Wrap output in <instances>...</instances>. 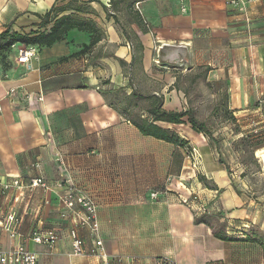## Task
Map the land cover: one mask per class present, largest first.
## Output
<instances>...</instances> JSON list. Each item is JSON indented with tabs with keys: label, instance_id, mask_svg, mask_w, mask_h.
Listing matches in <instances>:
<instances>
[{
	"label": "crops",
	"instance_id": "1",
	"mask_svg": "<svg viewBox=\"0 0 264 264\" xmlns=\"http://www.w3.org/2000/svg\"><path fill=\"white\" fill-rule=\"evenodd\" d=\"M77 1L103 33L90 52L73 56L90 39L72 30L50 48L29 47V68L17 62L21 45L0 63V250L23 245L37 264H98L71 253L74 222L61 202L71 193L94 203L109 264H264L263 164L257 178L228 172L189 125L154 123L198 150L192 169L186 148L143 136L133 123L151 121L154 97L162 110L191 109L205 125L196 112L234 118L242 134L262 131L264 0L244 11L232 3L239 0H137L119 12L109 0ZM67 4L0 0V34L34 32L38 16ZM191 87L207 91L208 108L188 105ZM37 179L45 187L31 186ZM8 215L17 220L14 238ZM48 231L58 236L51 247L32 241ZM76 231L89 254L93 237Z\"/></svg>",
	"mask_w": 264,
	"mask_h": 264
},
{
	"label": "trees",
	"instance_id": "2",
	"mask_svg": "<svg viewBox=\"0 0 264 264\" xmlns=\"http://www.w3.org/2000/svg\"><path fill=\"white\" fill-rule=\"evenodd\" d=\"M61 2L68 1L67 6L62 7H52L43 16H38L39 23L35 25L37 30L27 34L11 33L8 29L0 34V63L6 66V60L8 53L11 51L12 46L21 45L24 47H34L38 50L50 48L54 44L61 42L65 39L68 32L76 30L82 33H86L89 36L88 45L84 46L80 52L73 56H83L90 52V50L95 47L103 38V33L101 30L91 21L82 18L81 12L86 10V8H81L78 6L77 0H58ZM96 2V0H90L88 3ZM110 8L115 12H119L123 8H130L134 5L137 0H109ZM67 8V10H66ZM68 11V15H62L64 12ZM140 17L137 15L133 18V21L138 23ZM71 56V57H73ZM69 58V57H68ZM68 58H64L63 61ZM150 102V107L148 108V115L151 117V121L139 120V118L133 121L134 126L137 130L147 137L154 138L156 140L163 141L174 147L186 148L189 152L191 147H188V143L182 140L178 135L171 131H164L154 125L156 122H164L168 124L180 125L187 124L190 126L192 131L197 134H202L208 140L211 139V133L207 129L206 125L197 120L195 113L188 109L181 112H166L161 109L162 99L161 98H148ZM242 140V142H244ZM263 148L255 147L251 149L249 160L253 159V152ZM256 161V160H254ZM200 181H203L199 177ZM196 224L207 222L203 219H196L194 221ZM217 237V236H216ZM219 237V236H218Z\"/></svg>",
	"mask_w": 264,
	"mask_h": 264
},
{
	"label": "built area",
	"instance_id": "3",
	"mask_svg": "<svg viewBox=\"0 0 264 264\" xmlns=\"http://www.w3.org/2000/svg\"><path fill=\"white\" fill-rule=\"evenodd\" d=\"M254 0H246V2L242 1H233V4H237L240 8V10L244 11V6L247 3H250ZM245 22L248 23L249 20L245 18ZM15 48V45L12 46V49ZM34 57H36V53L34 50L27 48V47H21L17 50V62L19 64H24L29 68L30 60H32ZM9 98L12 100L17 97L16 92L14 90H11L8 94ZM21 99L24 100V102H27L29 100V97L27 95L21 96ZM190 161H191V168L195 169L198 164V160L200 159V155L198 153V150L194 147L190 148V152L188 155ZM42 186L45 187V185L42 183L41 180L37 179L31 183V186ZM8 187H4V189H7ZM158 197L157 193H152L150 195V198L152 200H155ZM194 201V200H193ZM61 202L65 206L66 210L72 215V219L74 222V227L70 231V237L72 240V255L76 257L81 256H94L97 258L98 264H109L107 256L105 255L103 245L101 240L98 237L99 233V225L97 221V215H96V208L94 203L86 198L81 196H75L71 193L61 197ZM182 203L189 204L187 201L183 200ZM196 214H199L202 212V208H196L194 209ZM16 225L17 220L13 215H8L5 219L4 228L9 231V234L12 238L16 236ZM78 228H84L88 231L89 235L93 237V250L92 252L86 253L83 250V240L77 235V229ZM58 240V236L53 231H48L41 234H36L32 237V241L35 244L51 247L54 245ZM159 264H175L173 261L169 259H159ZM0 264H37V257L34 253L28 251L23 245H18L11 249L10 251H1L0 250Z\"/></svg>",
	"mask_w": 264,
	"mask_h": 264
},
{
	"label": "rangeland",
	"instance_id": "4",
	"mask_svg": "<svg viewBox=\"0 0 264 264\" xmlns=\"http://www.w3.org/2000/svg\"><path fill=\"white\" fill-rule=\"evenodd\" d=\"M183 84L184 86H188L187 81ZM206 92V90L198 92L194 87H191L188 105L196 106L197 108L198 106L208 108L211 99L207 96ZM198 94L200 95L198 96ZM212 100L214 101L215 98H212ZM196 113L197 117H201L204 122L206 121V127L211 133V139L213 140L208 141L212 142L211 146L218 155L217 161L222 164L228 172L244 169V171L254 174L256 176L255 178H257V172L260 169V161L255 157L254 152L253 159L249 160V152L255 147H264V129L257 133L245 134L244 132L242 134L239 128L240 124H237L234 118H230L226 115L224 116L223 114L203 111ZM244 139L245 141L242 142ZM261 188L264 189V184H262Z\"/></svg>",
	"mask_w": 264,
	"mask_h": 264
},
{
	"label": "bare ground",
	"instance_id": "5",
	"mask_svg": "<svg viewBox=\"0 0 264 264\" xmlns=\"http://www.w3.org/2000/svg\"><path fill=\"white\" fill-rule=\"evenodd\" d=\"M255 156L259 159V161L263 164L264 167V148L256 150Z\"/></svg>",
	"mask_w": 264,
	"mask_h": 264
}]
</instances>
